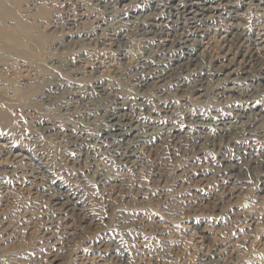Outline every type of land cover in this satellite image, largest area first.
Instances as JSON below:
<instances>
[{
	"label": "rangeland",
	"instance_id": "1",
	"mask_svg": "<svg viewBox=\"0 0 264 264\" xmlns=\"http://www.w3.org/2000/svg\"><path fill=\"white\" fill-rule=\"evenodd\" d=\"M194 1L216 29L183 24ZM257 33L264 0H0V264H264V57L241 42ZM113 111L147 134L121 155Z\"/></svg>",
	"mask_w": 264,
	"mask_h": 264
},
{
	"label": "bare ground",
	"instance_id": "2",
	"mask_svg": "<svg viewBox=\"0 0 264 264\" xmlns=\"http://www.w3.org/2000/svg\"><path fill=\"white\" fill-rule=\"evenodd\" d=\"M113 1V0H112ZM172 1V0H171ZM191 2V1H190ZM259 4V3H258ZM101 5V4H100ZM108 5V4H107ZM143 6V5H142ZM177 6V5H176ZM151 7V6H150ZM149 7V8H150ZM188 7V6H187ZM178 8V7H177ZM145 9V8H144ZM217 6H215V5H205L204 3H201L200 1L199 2H195L194 1V3L193 4H191V6H190V14L191 15H188V17H184V25L185 26H188V25H192V26H190V28H192V29H194L195 31H198V32H201V31H207V30H211V29H216L215 28V25H216V22H217V20H218V13H217ZM135 10V9H134ZM139 10V9H138ZM142 10V9H141ZM162 10V9H161ZM172 10V9H171ZM180 10V9H179ZM178 11V10H177ZM139 12V11H138ZM151 13V12H150ZM149 13V14H150ZM156 13V12H155ZM140 15V14H139ZM145 15V14H144ZM138 16V15H137ZM147 16V15H146ZM133 17V16H132ZM142 17V16H141ZM144 17V16H143ZM148 18V17H147ZM182 18V17H181ZM137 19H139V18H137ZM136 19V20H137ZM143 19V18H142ZM141 19V20H142ZM133 20V19H132ZM144 20V19H143ZM131 21V20H130ZM147 21V20H146ZM179 21V20H178ZM182 22V21H181ZM132 24H134V23H136V21H132L131 22ZM139 23V22H138ZM179 23V22H178ZM112 24V23H111ZM128 24V23H127ZM130 24V23H129ZM131 24V25H132ZM146 25H150V27H149V29H151V30H154V29H156V28H160V26H161V21H160V17L158 16V15H155V16H152L151 18H150V20L149 21H147L146 23H145ZM110 25V24H109ZM125 25V24H124ZM137 26H138V24H136ZM140 25V24H139ZM164 25V24H163ZM162 25V26H163ZM176 25V24H175ZM179 25V24H178ZM166 26H168V25H166ZM170 26V25H169ZM168 26V27H169ZM184 26V27H185ZM145 27V26H144ZM167 27V28H168ZM143 28V27H142ZM164 28V27H163ZM262 28V27H261ZM132 29V28H131ZM171 29V28H170ZM174 29H175V27H174ZM182 29H184V28H182ZM188 29V28H187ZM156 30H158V29H156ZM166 30V29H165ZM176 30H178V28L176 29ZM175 31V30H174ZM146 32V31H145ZM150 32V31H149ZM165 31H163V30H160V34L163 36V33H164ZM242 32V31H241ZM259 32V31H258ZM148 33V32H147ZM151 33V32H150ZM245 33V32H244ZM157 34V33H156ZM156 34H154V36L156 35ZM168 34H170L169 32H168ZM190 34V33H189ZM239 34V33H238ZM238 34H237V36H238ZM258 34V33H257ZM256 34V35H257ZM149 35V34H148ZM174 35H176V34H174ZM179 35H181L180 33H179ZM178 35V36H179ZM157 36V35H156ZM159 36V35H158ZM171 36V35H170ZM191 36V35H190ZM208 36V35H207ZM253 36L254 35H250V34H247V35H243V39H242V41L241 42H243L244 44H245V46L246 47H248V49L250 50V51H248L249 53H251V55H255V56H257V58L258 57H264V56H262V53H264V36H261L260 34H258L257 36H256V38L254 37L253 38ZM147 37V36H146ZM153 37V36H152ZM151 37V39H153ZM242 37V36H241ZM240 37V38H241ZM150 38V37H149ZM157 38V37H156ZM159 38V37H158ZM239 38V39H240ZM148 39V38H147ZM174 39V38H173ZM229 39V38H228ZM160 40V39H159ZM162 40H163V38H162ZM169 40V39H168ZM171 40V39H170ZM175 40V39H174ZM174 40H171L172 41V43L174 42ZM200 40H202L201 38H200ZM164 41V40H163ZM165 41H166V39H165ZM176 41L178 42V43H181V44H183V46H180V48L181 47H183L184 49H191L192 47H193V43H194V41H193V43H190L191 42V38H189V35L188 34H182L181 36H179V38H177V36H176ZM196 41V40H195ZM197 42V41H196ZM195 42V43H196ZM199 42V41H198ZM231 42V41H230ZM176 43V42H175ZM195 43H194V45H195ZM200 43V42H199ZM204 43V42H203ZM240 43V42H239ZM171 44V43H170ZM177 44V43H176ZM176 44H174V45H176ZM201 44V43H200ZM199 44V45H200ZM203 45V44H202ZM241 45V44H240ZM177 46V45H176ZM231 46V45H230ZM195 47V46H194ZM243 47V46H242ZM173 48H175V47H173ZM182 48V49H183ZM173 50V49H172ZM193 50V49H192ZM198 50V49H197ZM200 50V49H199ZM195 51V50H194ZM245 51H246V49H245ZM171 52V51H170ZM185 52V51H184ZM187 52H189V51H187ZM196 52V51H195ZM199 52V51H198ZM203 53V52H202ZM205 53V52H204ZM172 54V53H171ZM170 54V55H171ZM250 55V54H249ZM173 56H175V54L173 53L172 54V57H171V65L170 66H172V65H175V62L177 61V59H174L173 58ZM200 56V55H199ZM169 57V56H168ZM251 57V56H250ZM203 58V57H202ZM164 60H165V58H163ZM167 60V59H166ZM199 60H200V58H199ZM195 61V60H194ZM166 62V61H165ZM197 62V61H196ZM200 62V61H199ZM263 62V61H262ZM83 63V62H82ZM167 63V62H166ZM85 64V63H84ZM87 65H88V63H86ZM155 64V63H154ZM156 64H157V62H156ZM190 64V63H189ZM195 64V63H194ZM86 65V66H87ZM152 65V64H151ZM162 65V64H161ZM187 65V64H186ZM198 65V64H197ZM158 66V65H157ZM166 66V65H165ZM170 66H169V68H168V66H167V69H162V68H156V69H154L153 71H151L150 72V74H149V76H148V79H151V80H153V82L156 84V83H160L161 81H163L164 80V78L166 77V76H168L169 74H170ZM192 66V65H191ZM195 66V65H194ZM227 66H230V64L229 65H227ZM85 67V66H84ZM152 67V66H151ZM151 67H150V69H151ZM159 67V66H158ZM224 67V66H223ZM223 67L221 68L222 70H223ZM230 67H232V66H230ZM229 67V69H228V71L229 72H231V73H234L236 70H235V68H230ZM187 68V67H186ZM217 68H219V67H217ZM228 68V67H227ZM172 69V68H171ZM186 70V69H185ZM193 70V69H192ZM217 70V69H216ZM221 70V71H222ZM186 71H188V70H186ZM219 71V70H218ZM217 71V72H218ZM146 72H147V70H146ZM145 72V73H146ZM185 72V71H184ZM220 72V71H219ZM144 73V72H143ZM226 73H228V72H226ZM236 73V72H235ZM148 74V73H147ZM224 74V73H223ZM241 75V74H240ZM200 77V76H199ZM202 78V77H201ZM232 78V77H231ZM235 78V77H234ZM237 78V77H236ZM145 79V78H144ZM237 79H239L240 80V78H237ZM243 79V78H242ZM241 79V80H242ZM219 80V79H218ZM222 80H223V78H222ZM236 80V79H235ZM245 80V79H244ZM243 80V81H244ZM179 81V80H178ZM182 81V80H181ZM221 81V80H220ZM224 81V80H223ZM226 81V80H225ZM243 81H241V82H243ZM167 82H168V80H167ZM202 82V81H201ZM234 83H235V81H233ZM181 83V82H180ZM226 83V82H225ZM147 84V83H146ZM154 84V85H155ZM167 84V83H166ZM182 84V83H181ZM195 84H198V83H195ZM227 84V83H226ZM157 85V84H156ZM193 85V84H192ZM191 86V85H190ZM195 86V85H194ZM193 86V88H196V87H194ZM222 86H223V84H222ZM158 87H159V85H158ZM157 87V88H158ZM162 87V86H161ZM236 87L238 88V86H235V85H225L224 87H223V92H225V93H229V92H233V91H235L236 90ZM164 88V87H163ZM199 88V87H198ZM197 88V89H198ZM202 88V87H201ZM222 88V87H221ZM239 88H240V86H239ZM186 89V88H185ZM203 89V88H202ZM155 90V89H154ZM163 90V89H162ZM179 90V89H178ZM191 89H188V91H190ZM183 91V90H182ZM184 91H186V90H184ZM159 92H161V91H159ZM193 92V91H192ZM200 94V96H201V93H199ZM222 95V94H221ZM223 95H224V93H223ZM198 96V95H197ZM203 96V95H202ZM198 98H200V97H198ZM237 113V112H236ZM256 115H257V113H256ZM237 116V115H236ZM262 116L263 115H261V118H262ZM161 117H163V116H161ZM164 117H166V116H164ZM260 117V116H259ZM249 118V117H248ZM261 118H260V120H261ZM109 121L111 122V124L109 125V126H106V127H104L103 128V132H102V134H103V137H109V138H111V137H116L115 139H114V141L112 142V143H109L108 145V147H109V149L110 150H112V152H113V154H120V153H122V148H123V145H122V142H124L126 139H127V137H135V140H137V141H142L143 140V138L144 137H146L147 136V134L144 132V131H142L141 129H140V126L138 125V124H135L133 121H131V119H128L127 117H125L123 114H117L115 111H113L112 113H110L109 114ZM225 118H220L219 120H218V122H217V124L219 125V127L218 128H216L218 131H222V132H224V133H229V132H231V130H233V132L234 131H237V130H240V129H242V128H247V127H250V123L248 122V121H246L245 119H247L246 118V116L245 115H242V116H240V117H238V122H240V119H243V120H245V121H243L241 124H237V122H235L236 123V125H232V124H230V122H228V121H225L224 120ZM252 119V118H251ZM255 119H257V118H255ZM248 120V119H247ZM251 121V120H250ZM216 122V121H215ZM255 122V121H254ZM264 122V121H263ZM261 123V122H260ZM109 124V123H108ZM217 124H215V126L217 125ZM57 124L56 123H47L46 124V126L44 127V129H48V130H54V129H56V126ZM252 125H253V123H252ZM258 125V124H257ZM254 126V125H253ZM142 128H144V127H142ZM146 128V127H145ZM144 128V129H145ZM60 129V128H59ZM256 129H257V126H256ZM255 129V130H256ZM262 129V128H261ZM260 129V130H261ZM146 130V129H145ZM148 130V129H147ZM168 130V129H167ZM214 130V129H213ZM248 130V129H247ZM249 130H250V128H249ZM245 131V130H244ZM252 131V130H251ZM243 132V131H242ZM167 133V132H166ZM245 133V132H244ZM250 133V132H249ZM58 134V133H57ZM153 134V133H152ZM162 134V133H161ZM223 134V133H222ZM233 134V133H232ZM165 135V134H164ZM229 135V134H228ZM247 135H248V133H247ZM120 137V138H119ZM229 137V136H228ZM135 140H132L131 142H125V144L127 143V144H129L130 146H128V147H125L126 149H129L128 151H129V153H126V159L127 158H133V157H135V155L133 154V153H130L131 152V150H132V148L131 147H133V145H132V143L135 141ZM83 141V140H82ZM84 142V141H83ZM69 143H71V147L73 146V147H75L76 149L75 150H77L78 151V153L80 154V152H82L83 151V146H82V144H81V142L79 141V138H74V139H72V140H70L69 141ZM136 144V143H135ZM151 144V143H150ZM148 146V145H147ZM143 147H145L146 148V139H144V141L141 143V146H140V148L141 149H143ZM72 149H74V148H72ZM147 149V148H146ZM151 149H152V147H151ZM134 152H137V151H134ZM121 155V154H120ZM124 156V155H123ZM122 156V157H123ZM123 160V159H122ZM134 161V160H133ZM62 194V193H61ZM67 201V200H66ZM66 204V203H65ZM64 206V205H63ZM68 208V207H67ZM60 213V212H59ZM100 249V248H99ZM110 249V248H109ZM221 249V248H220ZM223 249V248H222ZM215 251H217V250H215ZM219 252V251H218ZM217 252V253H218ZM221 254V253H220Z\"/></svg>",
	"mask_w": 264,
	"mask_h": 264
}]
</instances>
